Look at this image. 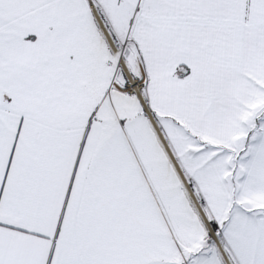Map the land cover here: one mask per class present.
<instances>
[{"label":"snow or ice","instance_id":"snow-or-ice-1","mask_svg":"<svg viewBox=\"0 0 264 264\" xmlns=\"http://www.w3.org/2000/svg\"><path fill=\"white\" fill-rule=\"evenodd\" d=\"M0 264H264V0H0Z\"/></svg>","mask_w":264,"mask_h":264}]
</instances>
